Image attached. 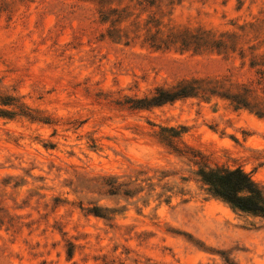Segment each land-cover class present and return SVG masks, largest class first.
<instances>
[{
    "label": "rangeland",
    "instance_id": "rangeland-1",
    "mask_svg": "<svg viewBox=\"0 0 264 264\" xmlns=\"http://www.w3.org/2000/svg\"><path fill=\"white\" fill-rule=\"evenodd\" d=\"M217 166L264 194V0H0V264H264Z\"/></svg>",
    "mask_w": 264,
    "mask_h": 264
},
{
    "label": "trees",
    "instance_id": "trees-1",
    "mask_svg": "<svg viewBox=\"0 0 264 264\" xmlns=\"http://www.w3.org/2000/svg\"><path fill=\"white\" fill-rule=\"evenodd\" d=\"M194 88L190 85H185L176 91H159L146 104H160L172 101L178 96L190 94L194 91ZM198 173L206 190L213 196L222 199L231 207L240 211L264 216V194L253 181L250 174L241 167H203L199 169ZM94 213L99 215L97 211H94ZM68 255H71V250Z\"/></svg>",
    "mask_w": 264,
    "mask_h": 264
}]
</instances>
